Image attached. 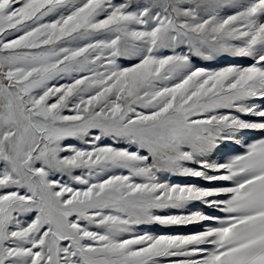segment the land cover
<instances>
[{
	"label": "rangeland",
	"instance_id": "1",
	"mask_svg": "<svg viewBox=\"0 0 264 264\" xmlns=\"http://www.w3.org/2000/svg\"><path fill=\"white\" fill-rule=\"evenodd\" d=\"M0 264H264V0H0Z\"/></svg>",
	"mask_w": 264,
	"mask_h": 264
},
{
	"label": "bare ground",
	"instance_id": "2",
	"mask_svg": "<svg viewBox=\"0 0 264 264\" xmlns=\"http://www.w3.org/2000/svg\"><path fill=\"white\" fill-rule=\"evenodd\" d=\"M79 3V2H78ZM263 95V94H262Z\"/></svg>",
	"mask_w": 264,
	"mask_h": 264
}]
</instances>
